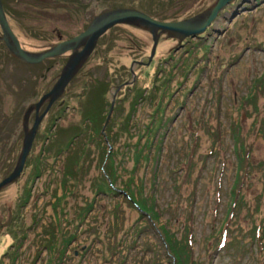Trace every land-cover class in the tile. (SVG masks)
Segmentation results:
<instances>
[{
  "label": "rangeland",
  "instance_id": "obj_1",
  "mask_svg": "<svg viewBox=\"0 0 264 264\" xmlns=\"http://www.w3.org/2000/svg\"><path fill=\"white\" fill-rule=\"evenodd\" d=\"M145 1L5 0V16L37 52L97 9L134 3L179 20L215 0ZM181 42L161 33L146 63L147 30L116 24L99 37L39 122L21 175L0 189V264H54L57 250L59 264H173L160 226L189 238L190 264H264V0H228L202 37ZM64 60L26 63L0 39V181L24 113ZM33 120L31 109L26 128ZM105 163L113 192H97ZM143 193L156 217L135 207ZM138 223L150 227L133 234Z\"/></svg>",
  "mask_w": 264,
  "mask_h": 264
},
{
  "label": "water",
  "instance_id": "obj_2",
  "mask_svg": "<svg viewBox=\"0 0 264 264\" xmlns=\"http://www.w3.org/2000/svg\"><path fill=\"white\" fill-rule=\"evenodd\" d=\"M227 1L215 0L204 11L179 20H159L134 8L116 7L108 9L94 15L82 31L70 38L61 40L41 51L32 52L24 49L20 45L18 38L7 22L0 0V39L3 41L7 50L17 59L26 63H38L45 58L56 57L67 51L70 52L67 61L60 70L57 80L51 88L43 93L38 101L24 113V132L17 162L9 174L1 179L0 189L19 178L25 164V159L31 149L41 117L45 114L50 104L62 93L65 85L93 51L99 37L107 30L116 24H130L147 30L152 38V46L146 62L148 63L154 54L158 37L161 33H165L167 37L177 39L179 44L182 43L181 41L185 37L198 36L205 32L206 28L211 26V22L215 20L219 10L223 8ZM131 74H134L132 70ZM43 101H47L44 110L34 118L31 126L26 128L27 113L32 108L37 112L39 105Z\"/></svg>",
  "mask_w": 264,
  "mask_h": 264
},
{
  "label": "trees",
  "instance_id": "obj_3",
  "mask_svg": "<svg viewBox=\"0 0 264 264\" xmlns=\"http://www.w3.org/2000/svg\"><path fill=\"white\" fill-rule=\"evenodd\" d=\"M2 5H3V9L5 11L6 9V6H7V3L5 2V0H2ZM149 5V4H148ZM150 6V5H149ZM147 8V7H146ZM147 13L150 14V15H156L153 11H151V9L149 10L148 8L146 9ZM158 11V10H157ZM155 16V17H156ZM159 19H166L165 16H162V17H159ZM169 20H174V19H169ZM206 32V30H205ZM201 33L200 35H198L197 37H202L203 34L205 33ZM242 150L244 147H241ZM245 154V153H244ZM106 161V159H104L102 162L104 163ZM107 163V162H106ZM105 163V164H106ZM106 171H105V168H104V176L107 177L110 181L108 183H103L101 182L99 184V186L97 187V192L98 191H101V192H104L106 191V188H108V190H110V187H112L113 185V166L111 165V163L109 164H106ZM236 173L238 172V165L236 164ZM67 189V187H66ZM115 188L112 187V189L110 191H114ZM127 196L130 197V195L127 194ZM237 194L234 193V196H233V200H232V204H233V209L235 208L236 210H238L240 208V206L242 207V204L244 203V199L242 198V195H238L237 197ZM146 205V206H145ZM91 206V203L87 204L86 207H90ZM154 206V208H153ZM156 204L154 202V196L151 194L147 195V193H143V198H141L138 202H136L135 204V207L138 209V207L142 208L143 211L146 212V214H148L150 216V218H153V217H156L157 216V210H156ZM142 209H141V213L143 214L144 212H142ZM137 228L134 227L133 230L135 229L136 231H132V233H140L144 228L146 227H150V226H146V225H143V224H140L138 223L137 225ZM162 232H163V235H164V238L162 240L163 242V246H164V249H166L168 252V255L172 256L173 258V264H190L191 263V259H190V256H189V253H188V250H189V238L186 237L185 238V241H181V239H176L175 236L173 235V233L169 232L168 229H166L165 227H159ZM66 240H69V239H66ZM223 243V242H222ZM58 253L61 254V252H59L57 250ZM58 255L57 258L53 259V260H56L54 264H59L62 262V256L61 255ZM52 260V259H51ZM192 264H194L192 262Z\"/></svg>",
  "mask_w": 264,
  "mask_h": 264
},
{
  "label": "flooded vegetation",
  "instance_id": "obj_4",
  "mask_svg": "<svg viewBox=\"0 0 264 264\" xmlns=\"http://www.w3.org/2000/svg\"><path fill=\"white\" fill-rule=\"evenodd\" d=\"M144 2H146L145 0H144ZM1 3H2V0H1ZM2 7H3V5H2ZM118 7H127V8H134V9H137V10H140V11H143V12H145L146 11V6H144L145 8H143V7H141V5L140 6H136L134 3H132L131 5H122V6H118ZM4 10V9H3ZM101 9H97L96 10V13H95V15L96 14H98V13H100L101 11H100ZM4 13H5V11H4ZM145 13H147V12H145ZM148 14V13H147ZM6 15V14H5ZM150 15V14H149ZM151 16V15H150ZM154 18V17H153ZM157 19V18H156ZM160 20V19H159ZM88 24V23H87ZM86 24V25H87ZM86 25H85V27H86ZM84 27V28H85ZM83 28V29H84ZM82 29V30H83ZM81 30V31H82ZM80 32V31H79ZM60 34H57V37L59 36ZM75 35V34H74ZM73 36V35H72ZM71 37V36H70ZM69 37V38H70ZM65 39H67V38H65ZM61 40H64V39H62V38H58V40L56 41V42H54L53 44H55V43H57V42H59V41H61ZM98 41V40H97ZM53 44H51V46L53 45ZM95 48V47H94ZM69 51H67V52H64L63 54H61V55H59V56H56V57H51V58H57V57H61V56H63L64 58H65V60H64V63H63V65L65 64V62L67 61V57H68V55H69ZM90 56V55H89ZM89 56L85 59V61L81 64V66H80V68L82 67V65L86 62V60L89 58ZM46 59V58H45ZM62 68V67H61ZM79 68V69H80ZM79 69L76 71V72H78L79 71ZM60 73V72H59ZM76 74V73H75ZM74 74V75H75ZM73 75V76H74ZM59 76V75H58ZM72 76V77H73ZM72 79L73 78H71L69 81H68V83L65 85V87H64V89H63V91H62V93L66 90V87H67V85L72 81ZM57 80V79H56ZM54 84V83H53ZM52 84V85H53ZM62 93L60 94V95H62ZM38 100H35L33 103H31V105L29 106V107H31L34 103H36ZM46 104H47V101H43L40 105H39V107H38V109H37V112L35 111V109L34 108H32V111H33V114H34V118L36 117V116H38L43 110H44V108H45V106H46ZM53 104H54V101L50 104V106H49V108L47 109V111L45 112V114L41 117V119H40V121L39 122H41L42 121V119H43V117H45L46 115H47V112L50 110V108L53 106ZM31 111V110H30ZM97 111V110H96ZM24 117V116H23ZM22 125H23V122H22ZM38 125H39V123H38ZM24 127V126H23ZM38 128V127H37ZM23 132H24V130H23ZM36 133H37V130H36V132H35V135H34V138H35V136H36ZM23 136V135H22ZM105 137V136H104ZM105 140H106V138H105ZM33 141H34V139H33ZM25 165V164H24ZM22 173V172H21ZM104 173V172H103ZM105 174V173H104ZM21 175V174H20Z\"/></svg>",
  "mask_w": 264,
  "mask_h": 264
}]
</instances>
